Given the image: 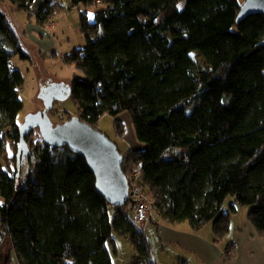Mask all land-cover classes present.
<instances>
[{"label":"trees","instance_id":"obj_1","mask_svg":"<svg viewBox=\"0 0 264 264\" xmlns=\"http://www.w3.org/2000/svg\"><path fill=\"white\" fill-rule=\"evenodd\" d=\"M8 1L31 11L36 0ZM72 1L83 7L87 44L66 58L85 76L64 85L94 128L109 114L122 135L119 116H130L143 147L130 149L122 167L140 171L151 221H187L194 230L212 223L222 239L238 206H251L249 220L264 238V15L238 23V0ZM100 4L91 20L88 8ZM57 10L55 0H43L38 24ZM193 51L209 67L197 65ZM18 54L28 58L0 8V154L15 165L0 167V250L11 241L21 264H114L119 234L136 248L131 264H157L133 222L135 204L107 202L82 155L46 144L41 134L32 149L36 129L24 133L21 150ZM229 196L232 211H224Z\"/></svg>","mask_w":264,"mask_h":264},{"label":"rangeland","instance_id":"obj_2","mask_svg":"<svg viewBox=\"0 0 264 264\" xmlns=\"http://www.w3.org/2000/svg\"><path fill=\"white\" fill-rule=\"evenodd\" d=\"M240 4H243L245 0H238ZM58 6L57 13L53 15L51 19L55 22L54 28L48 25L51 29V35L49 36L53 46L50 49L42 48V46L28 38L25 35L23 28V16L25 11H13L12 8L4 4L2 10L7 14L9 20L12 22V26L17 31V34L22 43L25 53L28 58H22L20 54L15 55L12 58V64L14 67L20 69L24 76V84L20 88V97L23 100V109L18 114L17 120L20 124H24L28 117L32 114H37L45 108V98L41 95L43 86L50 90L54 84H70L75 77H84L85 73L76 67L75 63L69 62L66 58L75 49L84 48L87 44V38L82 31L80 22V11L83 10L82 6L73 5L72 0H55ZM180 7H183V1L179 3ZM104 8V5H98L88 8V15L91 20H94L96 11ZM91 14V16H90ZM50 33V31H49ZM192 56L197 65L202 68L207 66L205 58L198 51H193ZM58 94V93H57ZM53 122H63L67 117L79 116V109L77 103L72 96L64 97L56 95L52 101V110L49 113ZM124 121L122 124L123 134L119 135L116 129V117L109 114H104L98 121L96 127L103 133H105L112 141L118 144L120 151L123 155H126L131 149V141L135 142V133L130 121L128 113H123L119 116ZM1 122V121H0ZM9 130V129H8ZM41 139L39 130L36 129L32 134V149L39 143ZM8 142L6 154L13 155V149ZM14 167V162L8 161L6 155L0 154V167L5 170H10V167ZM234 202V198L229 196L226 198L222 205V210L232 211L231 203ZM3 204V198L0 193V205ZM246 206H238V217L232 213V226L240 222L242 208ZM251 208V206H247ZM187 224L188 222L185 221ZM151 227L148 232V240L152 244L151 249L160 253L158 249V235L156 230V224L153 221H149L147 225ZM211 225V224H210ZM146 228V227H145ZM117 240L118 252L113 253L114 264H131L133 256L136 254L135 246L123 235L115 234ZM11 241H7L6 246L0 250V264H5L9 255V264H21L19 256L14 248H11ZM171 247V246H170ZM172 248V247H171ZM171 250V249H169ZM161 261H168L166 255L158 257Z\"/></svg>","mask_w":264,"mask_h":264},{"label":"crops","instance_id":"obj_3","mask_svg":"<svg viewBox=\"0 0 264 264\" xmlns=\"http://www.w3.org/2000/svg\"><path fill=\"white\" fill-rule=\"evenodd\" d=\"M42 1L36 0L31 11H25L28 16L21 14L24 18L22 23L28 38L38 42L42 48L50 49L53 43L49 36L55 22L52 28L38 24L35 14ZM9 3L13 11H24L8 0H0V8L2 9L4 4L9 6ZM10 23L12 24L11 21ZM135 142L136 144L130 142L131 149L143 147L137 139ZM242 209L244 210L240 222L232 226L231 217L230 231L222 239H217L214 235L212 223H208L199 230H194L189 222L188 224L186 222L167 224L156 218L153 222L156 224L160 253L152 249L154 260L157 264H264V238L259 236L249 220L248 215L251 208L246 206ZM234 214L238 217L239 208ZM150 228L148 224L144 229L147 237ZM163 255H166L169 262L158 259Z\"/></svg>","mask_w":264,"mask_h":264},{"label":"water","instance_id":"obj_4","mask_svg":"<svg viewBox=\"0 0 264 264\" xmlns=\"http://www.w3.org/2000/svg\"><path fill=\"white\" fill-rule=\"evenodd\" d=\"M253 14L264 15V0H245L241 4L237 22ZM53 86L55 87L50 90L44 86L42 88L41 95L45 98L44 110L30 115L22 125L21 150L27 148L24 143V133L38 129L46 144L57 148L68 147L86 159L96 177L97 190L107 202L116 207L127 202L134 203L129 198L128 177L122 167L124 155L117 143L79 116H74L62 123H53L49 115L53 98L56 95L68 97L71 94L70 87L64 84Z\"/></svg>","mask_w":264,"mask_h":264},{"label":"built area","instance_id":"obj_5","mask_svg":"<svg viewBox=\"0 0 264 264\" xmlns=\"http://www.w3.org/2000/svg\"><path fill=\"white\" fill-rule=\"evenodd\" d=\"M48 25L53 26L54 22L51 21ZM129 182V198L134 201L135 211L133 213V222L145 229L147 223L154 216L155 209L148 194L143 189L141 181V173L138 170L131 171L127 174Z\"/></svg>","mask_w":264,"mask_h":264},{"label":"snow or ice","instance_id":"obj_6","mask_svg":"<svg viewBox=\"0 0 264 264\" xmlns=\"http://www.w3.org/2000/svg\"><path fill=\"white\" fill-rule=\"evenodd\" d=\"M90 16H91V14H90Z\"/></svg>","mask_w":264,"mask_h":264}]
</instances>
